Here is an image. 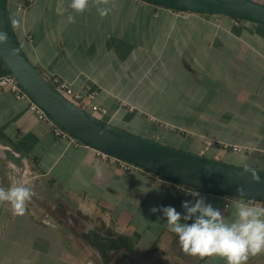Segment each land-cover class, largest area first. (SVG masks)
Here are the masks:
<instances>
[{"label":"crops","instance_id":"1","mask_svg":"<svg viewBox=\"0 0 264 264\" xmlns=\"http://www.w3.org/2000/svg\"><path fill=\"white\" fill-rule=\"evenodd\" d=\"M70 2L35 0L22 9L25 0H8L16 35L44 76L97 91L94 102L117 126L170 114L197 126L191 133L203 138L199 153L214 142L210 157L234 152L223 144L264 157V25L143 0H111V12L101 18L91 0L79 15ZM69 14L75 23H68ZM227 135L253 141L230 143ZM12 184H25L34 195L23 216L0 205V264L25 258L31 264H225L184 254L163 212L150 211L172 206L185 214L182 202L196 198L185 196L178 182L56 135L28 98L0 87V187ZM201 196L227 221L239 200L264 206L208 191ZM248 264H264V254Z\"/></svg>","mask_w":264,"mask_h":264},{"label":"water","instance_id":"2","mask_svg":"<svg viewBox=\"0 0 264 264\" xmlns=\"http://www.w3.org/2000/svg\"><path fill=\"white\" fill-rule=\"evenodd\" d=\"M177 11L227 15L264 25V3L256 0H143ZM1 57L30 99L80 142L166 179L204 191L264 202V170L177 148L119 127L75 104L48 80L24 51L8 0H0ZM255 173L259 181L252 179ZM238 187L243 192L237 191Z\"/></svg>","mask_w":264,"mask_h":264},{"label":"clouds","instance_id":"3","mask_svg":"<svg viewBox=\"0 0 264 264\" xmlns=\"http://www.w3.org/2000/svg\"><path fill=\"white\" fill-rule=\"evenodd\" d=\"M91 2L101 18L111 12V0ZM89 4L90 0H71L69 7L79 15L89 10ZM67 21L75 23L76 18L69 14ZM13 24L18 26V21H13ZM6 41L7 34L0 31V44ZM252 179L259 181L255 173ZM237 191L242 193L243 188L238 187ZM189 194L196 199L194 202H182L183 215L172 206L150 209L152 213L163 212L167 228L177 235L184 254L200 259L220 257L225 264H248L251 257L264 254V206L239 200L234 205V218L227 221L221 210L206 203L199 192ZM33 195L32 189L25 184H12L7 189L0 187V205L10 206L14 216H23ZM21 264H31V261L25 258Z\"/></svg>","mask_w":264,"mask_h":264},{"label":"rangeland","instance_id":"4","mask_svg":"<svg viewBox=\"0 0 264 264\" xmlns=\"http://www.w3.org/2000/svg\"><path fill=\"white\" fill-rule=\"evenodd\" d=\"M99 116L101 118H104V120L108 118V116ZM166 117L167 118H163L160 120H157L155 118L154 122L144 121L145 124H138L135 121V124H133V122L132 124L130 123V125L124 124L122 128L128 129L146 137H150L151 135H153V132L157 131L161 135L159 138H157V140L177 148L198 153L201 146L200 142H203V138H201V136L199 135L191 133L197 129V126L190 125L186 120L173 118V115L170 114H167ZM145 118L151 119V116L145 115ZM197 121L198 120H195V123H198ZM224 137L228 139L230 143H232V141H253L252 136H247L246 138L242 139L239 138L237 140H233L232 136L230 135ZM258 137L260 138V132H258ZM260 145L262 144L260 143ZM201 147L204 148V145H202ZM211 147H215V145H205V148H207V150L205 149V151L208 155L212 154V149H210ZM218 159L247 168L264 170V157L262 152L250 151L244 148L240 152H229L226 156L218 157Z\"/></svg>","mask_w":264,"mask_h":264},{"label":"built area","instance_id":"5","mask_svg":"<svg viewBox=\"0 0 264 264\" xmlns=\"http://www.w3.org/2000/svg\"><path fill=\"white\" fill-rule=\"evenodd\" d=\"M35 0H25L24 4L20 5V8L25 9L28 5L33 3ZM264 3V2H263ZM0 58L1 53H0ZM57 89L58 91L63 94L66 98L74 102L75 104L81 106L82 108L90 111L91 113L95 114L96 116L100 117L99 115H104L107 112V109L103 106H100L94 102L97 91H82V90H75L66 80L61 78L58 75H53L48 79ZM0 87L1 88H7L10 90L13 94H15L19 98H28L30 100V108L31 110L35 111L39 118L48 121L51 126L53 132L58 135L62 136L64 138H68L71 142H80L75 137L70 135L66 130H64L62 127H60L56 122H54L51 117L42 110L35 102H33L30 97L27 95V93L22 89L20 86L17 78L11 73H6L2 76H0ZM207 145H212L213 142H207ZM225 148H230L234 152H240L243 150V148L237 144H223ZM97 152L102 155L105 159L112 161V162H122L124 164H130L125 161H122L114 156H111L109 154H106L100 150H97ZM133 165V164H131ZM134 166V165H133ZM178 189L187 197L190 198H196L190 195L189 193L195 191L199 192L201 195V191L193 188H188L187 185L178 183ZM227 196V195H225Z\"/></svg>","mask_w":264,"mask_h":264},{"label":"trees","instance_id":"6","mask_svg":"<svg viewBox=\"0 0 264 264\" xmlns=\"http://www.w3.org/2000/svg\"><path fill=\"white\" fill-rule=\"evenodd\" d=\"M234 19H236V20H238V21H241L242 19H238V18H234ZM10 71L8 70V68H7V66H6V64L4 63V61H3V59L2 58H0V76H2V75H4V74H6V73H9ZM153 139H156V138H153ZM157 140V139H156ZM159 141V140H158ZM218 145V144H217ZM199 153V152H198ZM205 155H207V154H205ZM207 156H209V155H207ZM160 177H162V176H160ZM162 178H164V177H162ZM187 187L188 188H193V189H197V190H199V191H201V193L202 192H205L204 190H201V189H199V188H196V187H193V186H190V185H187ZM218 194H221V193H218ZM228 196V195H227ZM230 197H232V196H230ZM233 197H235V196H233ZM130 249V248H129Z\"/></svg>","mask_w":264,"mask_h":264}]
</instances>
